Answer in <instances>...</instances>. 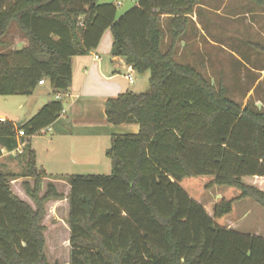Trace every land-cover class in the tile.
Here are the masks:
<instances>
[{"label":"trees","instance_id":"trees-1","mask_svg":"<svg viewBox=\"0 0 264 264\" xmlns=\"http://www.w3.org/2000/svg\"><path fill=\"white\" fill-rule=\"evenodd\" d=\"M99 1L0 0V97L32 96L41 81L57 96L22 125L0 120V158L26 143L15 156L21 172L0 169V264H52L46 205L65 196L53 183L41 195L50 178L70 186V264H264L263 237L216 222L235 201L251 199L264 209V112L230 100L223 85L175 59L189 17L208 0H139L120 16L117 5ZM247 1L264 11V0ZM14 24L28 41L21 50L11 49ZM108 29L112 56L150 72V87L109 99L106 119L140 130L112 137L109 175H49L37 165L32 137L62 115L72 59L95 51ZM257 49L264 54V46ZM18 131L26 136L19 139ZM197 177L240 196L222 200L210 216L181 185ZM18 179L33 181L23 188L36 208L14 193Z\"/></svg>","mask_w":264,"mask_h":264},{"label":"rangeland","instance_id":"rangeland-1","mask_svg":"<svg viewBox=\"0 0 264 264\" xmlns=\"http://www.w3.org/2000/svg\"><path fill=\"white\" fill-rule=\"evenodd\" d=\"M136 1L138 0H100L99 3H114L118 6V16H120L135 7ZM217 2L213 4L221 5L223 1ZM249 6L251 5L248 4L238 11L236 20L225 22L226 28H228L226 34L218 33L216 28L213 29V26L209 29L205 28L207 36L218 46L208 43L202 36L191 33L189 39L182 41L177 61L181 64L192 65L218 89L223 85L230 100L243 107L251 105L254 109L264 112V54L257 49V45L264 46V30L260 27L255 28L248 23L249 18L252 17ZM209 22L213 25L219 20L211 18ZM200 24H203L202 18ZM16 32H19V29L14 24L10 38L13 37L15 41L22 37L20 33ZM18 35L20 37L16 38ZM187 43L193 46L192 50L187 51L186 47H183ZM168 44L169 38L167 43L163 44V51L167 49ZM220 45L221 47H219ZM222 45L226 47V50L222 49ZM187 53L189 55L186 57ZM106 60L109 61L110 58ZM133 77L134 87H139L138 92L144 93L149 90L150 72L145 74L134 72ZM46 84L45 87L36 89L33 96H1L0 116L11 119L17 124L36 116L44 105L57 98L51 85L48 82ZM62 101L66 104L65 96ZM21 106H23L22 109H20ZM39 137L37 136L35 139L32 137L34 139L31 140L32 145L34 142L39 145L44 142ZM16 154L4 152L3 158H0V169L10 173L21 172L22 165L15 158ZM105 160H108L107 157ZM18 180H15L19 182L17 184L15 181L12 182L13 191L23 199H27L28 197L19 188L23 187V183L26 181L33 185V181L30 179ZM211 181V177L188 178L181 185L191 198L200 203L210 216H213V208L216 204L222 200H236L240 196V191L228 187H208ZM49 183L48 179L44 180L41 195L45 193ZM59 190L65 195L68 193L65 185H62ZM32 206L36 208L35 204ZM69 211L70 207L67 203L53 202L46 205V216L43 222L46 228V254L52 264L56 262L70 264ZM216 222L222 227L239 233L264 238V209L251 199L235 201L233 212Z\"/></svg>","mask_w":264,"mask_h":264},{"label":"crops","instance_id":"crops-1","mask_svg":"<svg viewBox=\"0 0 264 264\" xmlns=\"http://www.w3.org/2000/svg\"><path fill=\"white\" fill-rule=\"evenodd\" d=\"M217 1L219 0H208L197 8L194 15L189 17L187 32L182 37L175 54L176 61L182 41L189 39L191 33L202 36L208 43L218 46L207 36L205 28L209 29L213 26V29L216 28L218 33L226 34L228 28H226L225 22L236 20L238 11L248 4L251 5L249 12L252 16L248 23L255 28L260 27L264 30V11L254 4L247 0H222V4L217 5ZM138 2L139 0L136 1L135 6L138 5ZM214 2L217 3L213 4ZM201 18L203 24H200ZM211 18H217L219 22L212 25L209 22ZM161 23L166 33L164 43H167L169 18L164 16ZM11 42L12 50H21L28 45L27 39L22 37L16 41L11 37ZM113 43L112 32L108 29L95 51L72 59V84L69 91L62 95V98L65 96L67 99L66 104L63 103L64 111L60 118L50 126L51 131L47 135L33 137L35 139L40 136L39 138L44 141L41 145L37 142H34L33 145L31 143V145L36 153L38 167L44 169L49 175H109L112 171V163L106 153L111 146L112 137L114 135L137 134L140 130L137 124L114 126L109 124L106 119V104L109 99L117 98L128 91L140 93L137 91L139 87H134L135 82L130 84L126 78L131 67L125 63L124 59L112 56ZM183 47H186L187 51L193 48L189 43ZM222 49L226 50V47L222 45ZM96 55L103 60H95ZM188 55L189 53L186 54V57ZM107 58L110 60L107 61ZM46 85H40L37 89ZM22 108L23 106L20 107V109ZM0 119L12 121L3 116H0ZM12 122L16 124V122ZM33 138L32 140H34ZM106 157L108 160H105ZM18 181H15L16 184L19 183ZM48 181L53 183L59 192L62 185L67 186L68 189L66 195L62 193L65 196L64 200L50 201L49 203L58 202L69 205L67 199L70 193L69 184L64 180L51 178ZM19 189L25 193L27 199H23L16 192L14 193L34 205L24 188L20 187Z\"/></svg>","mask_w":264,"mask_h":264},{"label":"built area","instance_id":"built-area-1","mask_svg":"<svg viewBox=\"0 0 264 264\" xmlns=\"http://www.w3.org/2000/svg\"><path fill=\"white\" fill-rule=\"evenodd\" d=\"M95 60H98V61H102L103 58L99 57V56H95ZM133 74H134V70L133 68L131 67L128 71V73L126 74V78L129 80L130 84H133L134 83V77H133ZM46 82L44 81H41L40 82V85H45ZM58 98H61V96H58ZM1 121H5L4 119H0ZM51 131V128L50 127H47L45 129H43L38 135H42V136H45L47 135L49 132ZM26 134L24 133V131H18V138L21 139L23 137H25ZM25 146H26V143L24 142H20L19 141V144H18V148L17 150L14 152V153H18V154H23L24 150H25Z\"/></svg>","mask_w":264,"mask_h":264},{"label":"water","instance_id":"water-1","mask_svg":"<svg viewBox=\"0 0 264 264\" xmlns=\"http://www.w3.org/2000/svg\"><path fill=\"white\" fill-rule=\"evenodd\" d=\"M25 121H26V120H24L23 122H25ZM23 122H20V123H19V125H22V124H23Z\"/></svg>","mask_w":264,"mask_h":264}]
</instances>
